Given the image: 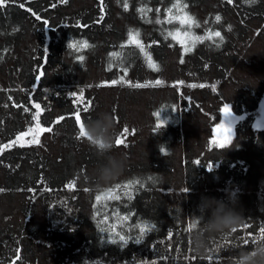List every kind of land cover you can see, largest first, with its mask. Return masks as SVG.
I'll return each instance as SVG.
<instances>
[{"label": "trees", "instance_id": "1", "mask_svg": "<svg viewBox=\"0 0 264 264\" xmlns=\"http://www.w3.org/2000/svg\"><path fill=\"white\" fill-rule=\"evenodd\" d=\"M123 2L9 0L0 8V264H232L251 238L264 240V127L254 125L264 98V0H180L182 11L177 0H127V10ZM168 9L199 27L169 23ZM130 30L159 71L128 42ZM85 41L90 47H68ZM37 103L50 132L36 129ZM225 104L245 117L220 149L213 141ZM105 111L127 166L101 187L93 173L106 161L79 138L76 116L92 121ZM21 133L23 147L13 144ZM229 196L244 223L211 237L210 256L195 255L191 225L211 216L205 197ZM143 224L155 228L122 247L117 233L135 238Z\"/></svg>", "mask_w": 264, "mask_h": 264}, {"label": "clouds", "instance_id": "2", "mask_svg": "<svg viewBox=\"0 0 264 264\" xmlns=\"http://www.w3.org/2000/svg\"><path fill=\"white\" fill-rule=\"evenodd\" d=\"M97 120H86L84 131L91 145L98 155L106 161L94 169L96 183L101 187L110 186L123 175L127 158L115 149L116 121L113 114L109 112L99 113ZM207 207L211 210V216L202 226H196L191 231L192 250L197 256H210L211 249L209 239L224 233H234L239 230L244 217L235 211V204L225 203L224 199L216 197H205ZM232 264H264V240L257 242L250 250L242 249L232 259Z\"/></svg>", "mask_w": 264, "mask_h": 264}, {"label": "snow or ice", "instance_id": "3", "mask_svg": "<svg viewBox=\"0 0 264 264\" xmlns=\"http://www.w3.org/2000/svg\"><path fill=\"white\" fill-rule=\"evenodd\" d=\"M61 2L63 3H67V0H61ZM229 2H231V0H229ZM249 3H256V0H248ZM9 3V0H0V8H4L7 4ZM20 7H24L23 4H20ZM123 7L125 10L128 9V2L127 0H124L123 2ZM174 8H177L178 11H182L183 8H187V5L184 4V5H180V0H177V3L173 5ZM138 11H141L143 12L144 10L143 9H138ZM148 11H151V9H149ZM157 11H159V9H157ZM168 14L169 16L171 17V19L168 20L169 23L172 22L173 19L175 20H178L179 23L183 26V25H188L189 27H191L192 25H195L196 27H199V24L198 22L195 20L194 17L190 16L187 12H183V15H178V16H175V17H172V9H168ZM33 15H35V13H33ZM37 19H40L39 16H37ZM217 21H219L221 19L220 16H216L215 18ZM157 23H159L160 21L157 20L156 21ZM46 23V21H45ZM178 34V33H177ZM129 43L131 44H134L136 45V47L139 48L140 52L144 53L145 57L147 58L148 62H149V66L155 70V71H159V66L157 64H155V62L152 61V58L151 56L145 51L140 39H139V32L136 31V32H133L132 30L129 31ZM170 35H172L170 33ZM214 36L215 37H219L220 40L222 41L223 40V37L221 36V33L220 32H215L214 33ZM175 38V36H174ZM196 40H200L201 42L203 41V37H195ZM69 48H74V49H77L79 50L80 48H87V47H90V45L85 41V42H81V43H70L68 45ZM187 51H190L191 49H186ZM113 57H119L120 56V53H117V52H114L111 54ZM79 59L81 61H83L84 57L83 56H80ZM183 62V61H181ZM126 72V69L124 70ZM37 79H39V77H37ZM118 83H127L129 86L131 87H135V88H141V87H145L146 85H143V84H132L131 81H116V80H113L111 81V85H116ZM156 83H160V81H157ZM203 86V85H201ZM81 99H83V97L81 96ZM34 107L37 109V112L33 115V119L34 120H37V124H36V129H38L39 132H45V131H52L51 128H43L40 126L39 122H38V116H39V110L41 109V105L39 103L35 104ZM79 111H88V108L87 106H85L83 109H78ZM223 113L225 115V117H229L231 115V109L229 107V105L225 104L224 105V108H223ZM157 115H160V114H157ZM61 120L64 119L63 117L60 118ZM90 119V118H89ZM76 120L77 122L79 123V138H86V139H89L86 137V135L84 134L83 132V128H84V122L81 120V117L80 116H76ZM217 128L218 130L219 129H222L224 133H226V135H224L223 139L219 140V141H213V143L220 149H224L225 147H227L228 145H230L232 143V137H231V134H232V131L233 129L230 127V126H227L225 123H220L219 125H217ZM28 135V133H21L19 136L16 137V140L13 142V144H19L21 147L24 146V137ZM31 143H34V144H39L40 141L38 138H34ZM124 141L123 139H116L115 140V145H121L123 144ZM197 163H199V161H197ZM212 169V166L210 165L209 166V170ZM132 184H140V181L139 180H136V181H129L128 184L124 185V187H129L130 185ZM121 185H116V188H120ZM142 187V185H141ZM108 192L111 193L113 192V189L112 188H109L108 189ZM112 199H118L117 196H112ZM96 200L97 201H100L101 200V196L98 195L96 197ZM125 219H127V217H125ZM137 227H139V231H140V235L135 237V238H132V237H126L125 235H122V234H119L117 233V235H119V241L122 242L121 246H126L129 242L130 239H132L136 244H140L144 238V235L147 233V232H150L152 231L154 228H155V225H149V224H143V225H137ZM192 228L196 227V222H193L192 225H191ZM245 228H247V224L244 225ZM101 231H104V229H101ZM259 237H261V239H264V226H262L260 228V233H259ZM109 242L113 243V244H116L118 241L114 238H112V236L110 235L109 236ZM249 242L248 239H244L243 240V243L246 245L247 243ZM251 242L253 244H255L257 242V239L255 238H251ZM211 260V258H209Z\"/></svg>", "mask_w": 264, "mask_h": 264}, {"label": "rangeland", "instance_id": "4", "mask_svg": "<svg viewBox=\"0 0 264 264\" xmlns=\"http://www.w3.org/2000/svg\"><path fill=\"white\" fill-rule=\"evenodd\" d=\"M222 122L225 123L227 126H230L227 118L225 117V115H224V119H223ZM254 125L257 128H263L264 127V98H263L262 104H261L260 115L255 120ZM224 135H226V133H224L222 129H219V130H218V128L216 129V141H219V140L223 139ZM231 136H232V134H231Z\"/></svg>", "mask_w": 264, "mask_h": 264}, {"label": "water", "instance_id": "5", "mask_svg": "<svg viewBox=\"0 0 264 264\" xmlns=\"http://www.w3.org/2000/svg\"><path fill=\"white\" fill-rule=\"evenodd\" d=\"M245 115H231V119L229 120V125L233 126L236 122L244 119Z\"/></svg>", "mask_w": 264, "mask_h": 264}]
</instances>
